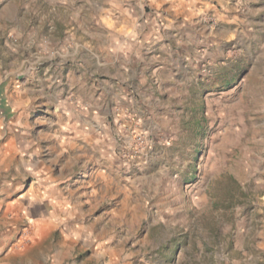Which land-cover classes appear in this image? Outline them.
Returning a JSON list of instances; mask_svg holds the SVG:
<instances>
[{
	"label": "rangeland",
	"instance_id": "1",
	"mask_svg": "<svg viewBox=\"0 0 264 264\" xmlns=\"http://www.w3.org/2000/svg\"><path fill=\"white\" fill-rule=\"evenodd\" d=\"M132 1L0 0V264H264V0Z\"/></svg>",
	"mask_w": 264,
	"mask_h": 264
},
{
	"label": "crops",
	"instance_id": "2",
	"mask_svg": "<svg viewBox=\"0 0 264 264\" xmlns=\"http://www.w3.org/2000/svg\"><path fill=\"white\" fill-rule=\"evenodd\" d=\"M175 2L178 5H186L183 0H175ZM135 4L132 0H114L104 14L109 20L108 26L112 27L120 37L119 47L124 52L127 49L132 51V47L138 48L136 52H141L146 47L141 39L143 35L141 24L144 18L142 4H139V8ZM126 60L129 59L126 58ZM102 116L99 108L96 111L94 107H88L85 111L70 110V114L65 117L66 120L59 123V132L54 129L56 133L52 137L61 148L65 149L69 146L80 152L79 149L86 148V144L98 143L103 137ZM41 165L46 180L51 183L57 182L56 171L52 169V166L43 161Z\"/></svg>",
	"mask_w": 264,
	"mask_h": 264
}]
</instances>
